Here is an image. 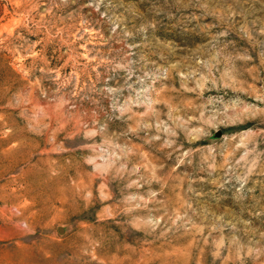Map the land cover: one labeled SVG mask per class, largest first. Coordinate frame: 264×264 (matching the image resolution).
<instances>
[{
	"label": "rangeland",
	"instance_id": "374dc122",
	"mask_svg": "<svg viewBox=\"0 0 264 264\" xmlns=\"http://www.w3.org/2000/svg\"><path fill=\"white\" fill-rule=\"evenodd\" d=\"M0 264H264V0H0Z\"/></svg>",
	"mask_w": 264,
	"mask_h": 264
},
{
	"label": "water",
	"instance_id": "95a60500",
	"mask_svg": "<svg viewBox=\"0 0 264 264\" xmlns=\"http://www.w3.org/2000/svg\"><path fill=\"white\" fill-rule=\"evenodd\" d=\"M217 136H220V133H218Z\"/></svg>",
	"mask_w": 264,
	"mask_h": 264
}]
</instances>
